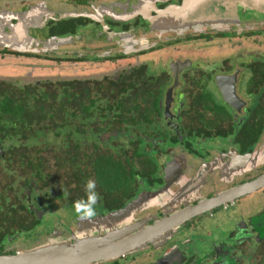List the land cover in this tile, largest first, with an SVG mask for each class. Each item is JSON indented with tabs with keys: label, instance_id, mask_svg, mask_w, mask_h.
<instances>
[{
	"label": "flooded vegetation",
	"instance_id": "flooded-vegetation-1",
	"mask_svg": "<svg viewBox=\"0 0 264 264\" xmlns=\"http://www.w3.org/2000/svg\"><path fill=\"white\" fill-rule=\"evenodd\" d=\"M198 1L0 0L1 102L4 82L23 89L36 87L37 96L48 90L53 93L48 98L57 101L73 97L68 89L70 84H83L81 99L88 98V93L93 98L118 99L119 87L128 86L125 89L130 99L147 101L144 124H117L98 135L101 139L98 144L107 147V152L115 158L120 156V146H124L123 156H133L138 148L142 149V155L135 158L136 167H128L136 176L131 179L128 193L116 197L122 205L112 207L117 203L115 199L108 201L107 194L100 196L99 206L106 208L95 206L94 218L105 219L110 212L143 195L147 200L145 205L119 223L133 222L137 215L152 223L264 174V24L252 28L247 23H235L233 27L236 20L230 15L236 13L227 12L223 0H207L202 6L195 5ZM237 12L240 17L241 12ZM242 17L237 18L240 23ZM202 18H209V23ZM222 19L224 24L218 21ZM249 42L261 43L263 50L248 49ZM3 68L6 71L16 68L23 77H4ZM62 85H66L65 93L60 88ZM169 92L172 95L167 110ZM125 131L131 133L123 134L122 141L111 139ZM70 138L57 141L50 148H83L81 169L86 171L87 146L93 142L81 138L76 144ZM6 144L19 149L34 146L25 145L24 141L18 144L4 141L8 147ZM250 154L253 159L247 158L248 162L243 156ZM145 158L149 164H144ZM169 162L174 163L166 172ZM58 165L51 164L63 176L58 173L62 171L57 170ZM64 169L69 172L71 167L65 165ZM27 178L23 165L13 163L3 153L1 129L0 255L34 248L35 244L16 248L13 243L25 232L31 233L30 238H38L32 231L44 221L46 226L56 225L52 234L59 233V240L67 233L70 235L65 238H72L76 224L87 223L77 213L73 217L69 210L74 205L72 179L65 175L64 180L59 178L41 186L37 179L27 182ZM39 191L53 193L54 201L48 207L66 209L64 217L75 220L74 228L55 224L47 205L36 200ZM97 192L103 194L100 189ZM3 195L8 210L13 208L12 197L16 201L15 213L10 212L13 216L7 214L12 225L3 221ZM84 196L83 184L79 199ZM263 198L264 187H261L235 202L188 220L155 244L94 264L111 261L118 264L117 259L142 253L148 254L147 260L154 258L141 264H157L164 255L167 258L161 264H245L246 261L259 264L264 253ZM142 208L146 209L142 211ZM222 213L229 217L221 218ZM209 220L222 221L225 228L213 234V222L207 223L211 228L206 232L212 238L206 249L189 252L194 244L189 234L199 227L203 229ZM158 243L163 245L157 247Z\"/></svg>",
	"mask_w": 264,
	"mask_h": 264
},
{
	"label": "trees",
	"instance_id": "trees-1",
	"mask_svg": "<svg viewBox=\"0 0 264 264\" xmlns=\"http://www.w3.org/2000/svg\"><path fill=\"white\" fill-rule=\"evenodd\" d=\"M60 88L65 93L66 85H62ZM125 88L128 89V86H125ZM125 88L119 87L118 99L93 98L90 93H88V98L81 99L79 94L84 90L83 84L79 83L75 86L70 84L68 89L73 92V97L68 101H57L53 100L54 98H48V94H53L48 90H45L43 95L37 96L36 87L23 89L15 84L4 82L3 102L0 101V130L3 129V153H6L8 160H13V163L20 162L23 165L24 173L29 177L27 182L34 178L41 183V186L49 184L48 176L50 173L47 172L49 164L58 163L59 168L57 170L62 169L58 173L72 179V190H74L71 196L72 202L79 199L80 190L88 178L96 181V191L101 188L100 186L104 181L115 179V176H120L119 180L121 182L119 184L122 188H118L119 190L125 188V185L126 187L131 186L132 176L129 168L124 163V159L128 157V155L123 156L124 146H120V156L115 158L112 153L107 152V147L98 144L101 143L99 133L107 131V127L117 124L124 126L141 125L146 121L147 108L145 103L147 101L130 99ZM98 92L100 93V91ZM21 94H25V96ZM1 108H3V115H1ZM83 112L84 114H82ZM130 133V131L118 133L117 136H113L111 139L122 141V135L126 134L128 136ZM113 134L115 135V133ZM68 137H71L72 141L75 140L76 144H79L81 138H87L88 142H93V145L88 143L87 146L86 171L81 169L83 148H50L57 141H66ZM4 141L6 143L8 141L14 142V144L24 141L25 145L33 144L34 146L33 148L19 149L15 145L6 144L8 147H5ZM138 141L142 142V138ZM108 163L109 165H107ZM111 163H116L119 168L111 167ZM65 165L71 167L69 172H65ZM12 174L15 175L14 170H12ZM85 174L86 176H84ZM122 181H124L123 186ZM106 197L107 200L115 199L112 198L111 194H107ZM5 198L6 196L3 195V221L7 220L10 223L11 219L8 218L7 214L15 213L13 208L16 201L12 197L13 201L10 205L13 208H9V211L8 206L5 204ZM121 205L122 203L117 202L112 207H120ZM10 224L12 225V223Z\"/></svg>",
	"mask_w": 264,
	"mask_h": 264
},
{
	"label": "water",
	"instance_id": "water-1",
	"mask_svg": "<svg viewBox=\"0 0 264 264\" xmlns=\"http://www.w3.org/2000/svg\"><path fill=\"white\" fill-rule=\"evenodd\" d=\"M206 1L207 0H199L195 5H205ZM216 1L221 2L222 0ZM223 1V4L226 5L227 12L234 11L237 14L230 15L231 19L236 20L232 22L233 27H235V23H247L249 25L248 27L252 28L256 25L264 24V0ZM237 11L241 12L240 17L243 16L242 23H240V20H237V18L240 19L238 15L239 12ZM253 12L255 13L253 14ZM256 12L260 16H256ZM202 20L209 23L207 21L209 18H202ZM211 20L214 21L215 18L212 17ZM218 21L224 24V22H221L224 21L223 19ZM170 94L171 92L168 94L167 110H169L171 102L170 96L172 94ZM168 114L167 112L166 115ZM243 158L245 160L247 158L253 159L252 154L243 156ZM247 161L250 162L248 159ZM173 163L174 162H169L166 164V172L170 170V164ZM261 187H264V174L254 180L234 186L213 197L202 199L197 202V204L186 206L176 213L174 212L162 218L155 219L152 223L148 222L149 219L138 220L135 223L128 222V224H122L119 223V221L118 223L114 222L111 224L112 229L106 230L104 234H98L92 237L91 235H85L81 232L78 235L75 234L73 242L55 241L15 254L0 255V264H94L105 262L137 251L150 243L155 244L154 242L161 241L169 236V234H172L188 220L212 211L217 207L226 206L235 202L237 199ZM146 201L145 196L139 195V197L131 200L125 207L110 212L106 216L107 218L99 219L96 217L87 220V223L96 226L109 218L110 220L121 219L123 221L127 215L133 216L137 208L145 205ZM159 244L160 243H158L157 247H160L161 244ZM165 258L167 257L164 255L161 260L159 259L160 262L159 260L157 261V264L163 263Z\"/></svg>",
	"mask_w": 264,
	"mask_h": 264
},
{
	"label": "rangeland",
	"instance_id": "rangeland-1",
	"mask_svg": "<svg viewBox=\"0 0 264 264\" xmlns=\"http://www.w3.org/2000/svg\"><path fill=\"white\" fill-rule=\"evenodd\" d=\"M257 26V25H256ZM255 26V27H256ZM262 25H258L257 27H261ZM254 27V28H255ZM248 46L250 47H247L248 49H251L253 51L260 49L263 50V47H261V43L258 44V45H253L250 44V42L248 43ZM21 72L18 70V69H13V70H10V71H6L4 68H3V76L4 77H9V78H13V79H20L21 77H23V75L20 74ZM72 72L69 71V74H71ZM34 78H40V77H34ZM205 145V143H203ZM142 149H138L135 154L133 156H130V157H126L124 159V163L127 167H130L132 168L133 166L136 167V159L138 157V155H142V152H141ZM150 157V156H149ZM152 158V157H151ZM135 159V160H134ZM145 162L144 164H149L150 161L148 162V159L145 158L144 161ZM51 164H49V168L47 169V172L50 173L52 175V177L48 178L49 179V183L52 184L53 182H57L59 178H61V180H64L65 179V176H61L60 174H57L56 171H55V167H52L51 168ZM111 167L115 168V169H118L119 167L117 166V164H113ZM114 169V170H115ZM131 176L135 178V173L131 174ZM119 177L120 176H115V179H112V180H106L104 181L102 184H101V188H100V191L103 192V194H99V197L100 196H104L105 194H111L112 198L114 197L116 202H118V199L119 195H121L122 197H124L127 193H128V190H130L128 187L127 188H123L122 190H118L117 191V188L121 189L120 188V180H119ZM134 178H131V179H134ZM131 181V180H130ZM114 183H116L114 185ZM124 184V181H122V186ZM125 184H127L125 182ZM44 193V194H43ZM114 193V194H112ZM36 200L37 201H42L44 202V206L47 205V209L52 212V213H49L51 214L52 218H53V221L55 222V224H59L60 226H63L64 224L65 225H71V229L75 227V220H69V219H65L69 216H66L64 217L65 213L63 211H65L66 209H61L62 211L60 210H56V209H50L48 207V205H50V201H54V196H53V193H50L47 192V191H39L37 192V195H36ZM117 197V198H116ZM264 203V198L262 199ZM105 201V200H104ZM108 201H111V200H108ZM57 202V201H56ZM97 207L99 206V203H97L96 205ZM71 209V214L74 216H76V212H75V209H74V205H71L69 206ZM67 207V209L69 208ZM99 209H105L106 208V205L105 206H99L98 207ZM258 208V206H257ZM146 208H142V211H144ZM140 210V209H139ZM54 211V212H53ZM137 212V211H136ZM227 212V211H226ZM227 213H230V212H227ZM48 214V215H49ZM138 214V213H137ZM230 215V214H229ZM135 216V215H134ZM138 216V215H137ZM135 217V220L133 221V223L137 222L138 220H142L143 218L142 217ZM227 219V217H229L228 215L226 216V214H223L222 213V217L221 218H225ZM120 219H114V220H110L109 219H106L102 222H100V224L96 225V226H93L92 224H88V223H84V224H76L77 226L75 227V230L73 231V236L72 238H69V239H66L65 237L68 238V236L70 235V233H67V235L64 237V239L62 240H59L58 237L59 236V233L58 234H52L53 230H54V226L56 225H48L46 226L47 222L44 221L43 224L41 223L40 226H38L34 231H32V234L33 235H38L39 237L36 238V237H33V238H30L29 236L31 235V233L29 232H25L20 239H18L16 242L13 243V246H15L16 248H28V247H32L34 246L35 247H39L41 245H44V244H47V243H50L51 240H59V241H71L73 242L74 241V236L75 234L78 235L79 233H83L85 235H91L92 237L93 236H96L98 234H103L104 232H106V230H109V229H112L111 227V224L114 223V222H117L119 221ZM50 221V220H49ZM48 221V222H49ZM73 221V222H72ZM224 221V220H223ZM213 222V224L211 225V227H213V234L218 232V231H221L222 229L225 228V226L222 223H218L219 221L218 220H209V221H205V225L203 226V229H201L200 227L196 230H194V232L190 233L189 234V237L193 238L194 239V244H192L190 247H189V252L193 251L195 253H200V252H203L205 249H206V244L208 243V241L211 240L212 238V234L210 233H207L210 231V228L209 225H206L207 223H211ZM64 223V224H63ZM60 228V227H59ZM60 230H62L60 228ZM104 230V232H103ZM205 230V231H204ZM207 231V232H206ZM69 232V231H68ZM90 236V237H91ZM205 238V239H204ZM32 241V242H31ZM41 243V244H39ZM33 248V247H32ZM31 249V248H30ZM264 255V253L262 254V256ZM144 256V257H143ZM147 256L148 254H144L142 253V255H128L127 257H122L120 259H117L118 260V264H141L139 262H143V263H146L147 261L151 260L152 258H154V256H151L148 260H147ZM261 256V258L263 259V257ZM141 259L139 261H136L134 262V260L132 259ZM108 264H115L114 261H111V263H108ZM245 264H256L252 261H246ZM259 264H264V260L261 261L259 259Z\"/></svg>",
	"mask_w": 264,
	"mask_h": 264
},
{
	"label": "clouds",
	"instance_id": "clouds-1",
	"mask_svg": "<svg viewBox=\"0 0 264 264\" xmlns=\"http://www.w3.org/2000/svg\"><path fill=\"white\" fill-rule=\"evenodd\" d=\"M96 189V181L88 178L84 183L85 196L74 202L75 212L81 220H91L97 215L95 206L99 201V194Z\"/></svg>",
	"mask_w": 264,
	"mask_h": 264
}]
</instances>
